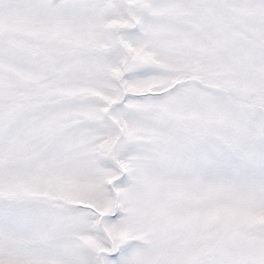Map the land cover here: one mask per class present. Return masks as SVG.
<instances>
[{
    "label": "snow or ice",
    "instance_id": "obj_1",
    "mask_svg": "<svg viewBox=\"0 0 264 264\" xmlns=\"http://www.w3.org/2000/svg\"><path fill=\"white\" fill-rule=\"evenodd\" d=\"M0 264H264V0H0Z\"/></svg>",
    "mask_w": 264,
    "mask_h": 264
}]
</instances>
